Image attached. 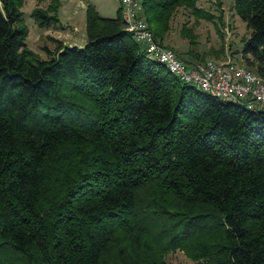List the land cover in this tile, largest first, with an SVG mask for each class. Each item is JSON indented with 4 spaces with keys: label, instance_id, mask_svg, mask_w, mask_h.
<instances>
[{
    "label": "trees",
    "instance_id": "16d2710c",
    "mask_svg": "<svg viewBox=\"0 0 264 264\" xmlns=\"http://www.w3.org/2000/svg\"><path fill=\"white\" fill-rule=\"evenodd\" d=\"M24 1L0 0V264H167L178 250L192 264H264V106L182 81L121 9L87 6V42L57 40L44 59L26 44ZM141 2L169 48L181 7L212 17L198 0ZM51 3L32 11L42 27L58 20ZM234 8L252 29L243 61L264 77V0Z\"/></svg>",
    "mask_w": 264,
    "mask_h": 264
},
{
    "label": "rangeland",
    "instance_id": "374dc122",
    "mask_svg": "<svg viewBox=\"0 0 264 264\" xmlns=\"http://www.w3.org/2000/svg\"><path fill=\"white\" fill-rule=\"evenodd\" d=\"M55 1V5L58 4L57 11L54 12L55 9L52 8L50 14H57L58 20L53 21L50 26L42 27L32 15V11L35 8L47 10L52 4L51 0H25L21 8L24 23L29 30L26 44L44 59H48V50L56 48L57 40L69 45H84L87 42V6H94L102 16L107 18H115L118 10L122 11L121 0ZM198 6L212 17L198 16L192 10L181 7L172 20L173 29L165 42L172 41L173 46L170 47L185 58L186 51L193 48L197 52H207V59L221 61L231 57L234 61L245 65L241 50L244 40L251 36L252 29L237 14L234 0H223L222 11L211 0H198ZM184 26L195 32L194 46H190L188 38L185 39L182 36L181 30ZM192 263L193 261L181 250L167 256V264Z\"/></svg>",
    "mask_w": 264,
    "mask_h": 264
},
{
    "label": "built area",
    "instance_id": "2783aa9c",
    "mask_svg": "<svg viewBox=\"0 0 264 264\" xmlns=\"http://www.w3.org/2000/svg\"><path fill=\"white\" fill-rule=\"evenodd\" d=\"M125 28L142 43L150 57L165 64L182 81L195 84L224 100L246 101L250 108L264 106V77L231 57L187 64L177 52L162 45L142 15L141 0H121Z\"/></svg>",
    "mask_w": 264,
    "mask_h": 264
},
{
    "label": "crops",
    "instance_id": "0c3cea01",
    "mask_svg": "<svg viewBox=\"0 0 264 264\" xmlns=\"http://www.w3.org/2000/svg\"><path fill=\"white\" fill-rule=\"evenodd\" d=\"M224 60H226V59H224ZM220 61V60H219Z\"/></svg>",
    "mask_w": 264,
    "mask_h": 264
}]
</instances>
